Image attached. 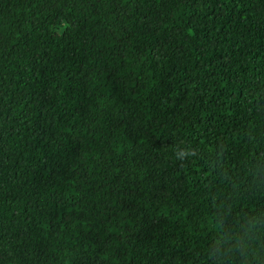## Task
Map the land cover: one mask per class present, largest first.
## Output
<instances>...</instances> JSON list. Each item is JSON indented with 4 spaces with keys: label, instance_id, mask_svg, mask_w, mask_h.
<instances>
[{
    "label": "trees",
    "instance_id": "1",
    "mask_svg": "<svg viewBox=\"0 0 264 264\" xmlns=\"http://www.w3.org/2000/svg\"><path fill=\"white\" fill-rule=\"evenodd\" d=\"M0 264H264V0H0Z\"/></svg>",
    "mask_w": 264,
    "mask_h": 264
},
{
    "label": "clouds",
    "instance_id": "2",
    "mask_svg": "<svg viewBox=\"0 0 264 264\" xmlns=\"http://www.w3.org/2000/svg\"><path fill=\"white\" fill-rule=\"evenodd\" d=\"M192 155H193V152L189 148L181 149L177 147L174 149V156L177 160L183 161L186 157H190ZM255 224H256V221L253 220L252 223L247 226L246 231L252 230ZM238 246H239L241 253L244 255L245 261H247L249 258L248 257V248H249L248 240L241 241Z\"/></svg>",
    "mask_w": 264,
    "mask_h": 264
}]
</instances>
